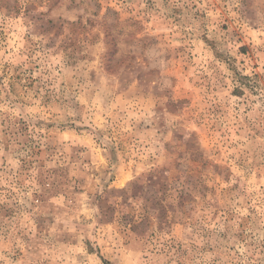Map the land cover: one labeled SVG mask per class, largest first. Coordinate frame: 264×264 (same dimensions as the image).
I'll return each instance as SVG.
<instances>
[{
    "label": "rangeland",
    "instance_id": "374dc122",
    "mask_svg": "<svg viewBox=\"0 0 264 264\" xmlns=\"http://www.w3.org/2000/svg\"><path fill=\"white\" fill-rule=\"evenodd\" d=\"M0 264H264V0H0Z\"/></svg>",
    "mask_w": 264,
    "mask_h": 264
}]
</instances>
